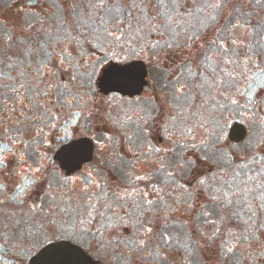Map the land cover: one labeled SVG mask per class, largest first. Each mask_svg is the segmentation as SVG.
<instances>
[{"label":"flooded vegetation","instance_id":"obj_1","mask_svg":"<svg viewBox=\"0 0 264 264\" xmlns=\"http://www.w3.org/2000/svg\"><path fill=\"white\" fill-rule=\"evenodd\" d=\"M125 5L131 17L118 8L110 23L108 7ZM236 5L0 0V261L24 262L17 250L30 248V264L45 247L67 241L101 264H204L203 253L189 251V235L264 229L252 219L264 218V138L253 144L252 134L258 118L264 126V2L260 13L246 11L255 31L239 40ZM133 62L146 70L140 92L101 88L105 69ZM236 123L246 133L239 142L229 136ZM79 140L77 153L90 158L68 170L62 165L77 160L62 150ZM55 180L66 189L58 183L51 190ZM20 215L23 237L14 220ZM67 222L78 238L60 236ZM30 226L39 227L34 236ZM247 259L264 264L263 244L250 247Z\"/></svg>","mask_w":264,"mask_h":264},{"label":"rangeland","instance_id":"obj_2","mask_svg":"<svg viewBox=\"0 0 264 264\" xmlns=\"http://www.w3.org/2000/svg\"><path fill=\"white\" fill-rule=\"evenodd\" d=\"M263 2H264V0H237V5H236L237 18L240 19V21L238 22V25L236 26L235 30H236V35H237L238 40L241 39V36L243 39L245 35L246 36L252 35L251 32H249V31H255V28L253 29L249 25V22L246 18V14H247L246 11L248 12L249 8H252V9L254 8L255 11L260 13V10L263 6ZM155 4L157 5L158 14H163V15L167 14V11H165L166 6H165L163 1H157ZM82 8L85 9V6H83ZM118 8L121 9L124 13H127L131 17L132 11L130 10L129 6L125 5V6H117V7L116 6L108 7L107 13L109 15H111V17L109 16L111 18L110 23H112V21L114 20V17H115L114 15H115V13H117L116 10ZM127 9H128V12H126ZM161 10L163 12H161ZM97 11H98V7H94V13H96V14L99 13ZM79 13L84 14L85 11L84 12L80 11ZM141 15H142L141 16V18H142L143 14H141ZM127 18L125 20L123 18L122 19L123 21L121 22V24L125 28H128L127 25H129V23H130V22H128L129 20ZM143 24H144V27L148 26L147 21L146 22L143 21ZM131 25L133 26V21H131ZM132 26H131V28H132ZM2 29H4V27H3V24L0 23V34L2 32ZM64 39L65 38L62 37V45H63ZM81 40H83V38H81ZM129 45L133 46V44H129ZM224 55H225V53L221 54V57L223 58ZM222 65H224V67H223L224 68L223 70L225 73L224 75L229 76L230 66H228L227 63L222 64ZM238 65H239V58H238ZM240 74H241V70L238 67L237 77H240ZM254 76L256 78H254L253 82H252L253 94H255V92L258 90L259 85H260L259 81H261L260 79H259V81L256 80L257 78H259L260 74H258L256 72V74ZM228 80L229 79H227V81H224V83L222 81L221 87H220L221 92H218V96L221 97L222 94H224L228 91ZM238 82H239V80H238ZM237 96H238V98L242 96L240 88L237 90ZM237 109H239V108H237ZM258 120L259 121L252 123L253 144L257 143V141L261 140V138H264V135L262 136V133H264V126L260 122L259 118H258ZM207 139H209L212 142L211 137H209L207 135V133H204L203 141H205ZM192 141L190 140L189 142H192ZM193 142H195V140ZM222 147H224V146L222 145ZM220 154H221L222 159L227 157L226 152L222 151V153H220ZM261 172H253L254 173L253 176L255 178H259L260 177L259 175L261 174ZM58 183H59L60 189H62V190L66 189L67 186H65V185L67 184V182H64L63 180L59 181V182H57V180L51 182L50 185L53 187H51L50 189L51 190H52V188L57 189L58 187H56V186H58ZM253 199H255V198H253ZM62 204L63 203H61V205ZM63 206L64 205L60 206L61 207L60 211L64 210ZM241 216L246 217V215H244V214H242ZM247 216H249V215H247ZM249 218H250V216H249ZM252 219L254 220V222H257L258 224H261L264 222V218L262 217V215H257V216L253 215ZM14 220H15V223L16 222L18 223V224L17 223L15 224V226L18 229V233L20 234L21 237H23L24 236L23 233L25 231H24V229L22 230L20 228H22V226H23L22 224L24 222V218H22V216L20 215L18 218H15ZM19 224H21V226ZM70 225H72L71 222L60 224V231H59L60 236H68V237H73V238L77 237L78 238L80 236L79 234L81 232H79L78 230H73L72 226L70 227ZM259 227L260 226L257 225V226H254V229H253V227L250 229H245L243 227L241 228V226H238L237 228L235 226L234 227L235 229H220V230L208 229V230H203L202 232L201 231L196 232L195 236L192 234H191V236L189 235V240H188L189 251L193 250L195 253H197V250H199L201 253H203L204 258H205L204 264H231L232 262H233V264H256V262L248 261L247 255H248L250 247H254V246L256 247L258 244H263V246H264V235L262 234L264 232V229L261 230V228H259ZM38 228L39 227H33V226L28 227L29 236L32 233H33L32 235L34 236V230L38 229ZM41 230L45 234L50 232V231H48L49 230L48 227L41 228ZM14 232H16V231L14 230ZM202 233H203L204 237L207 236L206 237L207 241H205L203 239L204 237L202 236ZM215 233H217V235L212 236ZM252 233L258 234L259 236L258 237L254 236L248 242L247 238ZM158 237H159V235H158ZM212 237H215L217 240L215 241L214 238H212ZM104 238H106V235H104ZM217 241H219V244L217 243ZM214 244H216L215 249L213 247ZM18 247H16V248H18ZM29 249L30 248H25L23 251H19V249L17 250L18 254L21 255L22 258H24V262L19 261V260L18 261L2 260V261H0V264H25V263H27V260H25V259H27L26 257H27V254L29 253ZM229 249H231V251H229ZM257 251H260V248ZM143 263L145 264L146 261ZM104 264H135V261L134 262L133 261H121V262H119V261H110L109 260V261H106ZM153 264H168V263H166L165 261H156Z\"/></svg>","mask_w":264,"mask_h":264},{"label":"water","instance_id":"obj_3","mask_svg":"<svg viewBox=\"0 0 264 264\" xmlns=\"http://www.w3.org/2000/svg\"><path fill=\"white\" fill-rule=\"evenodd\" d=\"M142 62H133L131 64L119 66L111 65L107 69L112 67L129 68L130 72L121 76L113 78L112 82H108V78L105 75V70L100 78V86L105 91H120L122 93L135 94L140 92L144 84L146 83V70ZM246 133L242 125L236 123L232 126L229 136L234 141H242ZM84 140H79L65 146L62 150L63 158L70 157L77 160V164L64 163L62 166L68 170H73L78 167L79 164L88 160L90 155L78 154L76 147H79L80 143ZM74 145V149L70 154L67 152L68 147ZM30 264H101L99 261L94 260L87 255L80 247L67 242L61 241L55 244H51L45 247L37 256H35Z\"/></svg>","mask_w":264,"mask_h":264},{"label":"snow or ice","instance_id":"obj_4","mask_svg":"<svg viewBox=\"0 0 264 264\" xmlns=\"http://www.w3.org/2000/svg\"><path fill=\"white\" fill-rule=\"evenodd\" d=\"M217 6L219 7V5H217ZM128 72H130L129 68L112 67V68H109V69H105V75L108 78V82L109 83L112 82L113 78L121 76V75L126 74ZM249 99L251 101L252 99H254V97H250ZM232 102L236 103L235 100H233ZM74 148H75L74 145H70L68 147L69 151L67 153L70 154ZM229 251H231V249H229Z\"/></svg>","mask_w":264,"mask_h":264}]
</instances>
